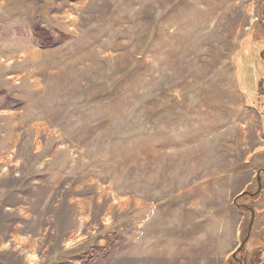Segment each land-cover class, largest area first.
I'll return each instance as SVG.
<instances>
[{"label":"rangeland","instance_id":"374dc122","mask_svg":"<svg viewBox=\"0 0 264 264\" xmlns=\"http://www.w3.org/2000/svg\"><path fill=\"white\" fill-rule=\"evenodd\" d=\"M262 170L264 0H0V264H264Z\"/></svg>","mask_w":264,"mask_h":264},{"label":"water","instance_id":"95a60500","mask_svg":"<svg viewBox=\"0 0 264 264\" xmlns=\"http://www.w3.org/2000/svg\"><path fill=\"white\" fill-rule=\"evenodd\" d=\"M261 173H264V170L260 171L258 173V184H259V189H258V192L256 194H252V193H249V192H244L242 194H240L235 200H234V204L237 206V207H240L238 205V201L243 198V197H246V196H250V197H253V196H256L260 193L261 191V188H262V178H261ZM252 213V219H251V224H250V227H249V230H248V235H247V238L245 239V241L241 244V246L239 247V249L234 253L233 255V258L235 260H237V255L239 253H241V251L243 250V248L246 246V244L248 243L249 239H250V236H251V233H252V229H253V225H254V221H255V212L253 209H249ZM240 263V262H239Z\"/></svg>","mask_w":264,"mask_h":264},{"label":"trees","instance_id":"16d2710c","mask_svg":"<svg viewBox=\"0 0 264 264\" xmlns=\"http://www.w3.org/2000/svg\"><path fill=\"white\" fill-rule=\"evenodd\" d=\"M260 82V81H259ZM262 83V82H261Z\"/></svg>","mask_w":264,"mask_h":264}]
</instances>
